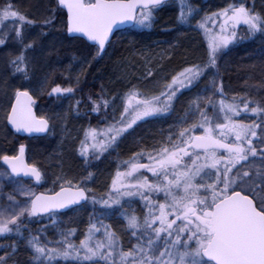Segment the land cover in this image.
Here are the masks:
<instances>
[{
    "label": "snow or ice",
    "instance_id": "1",
    "mask_svg": "<svg viewBox=\"0 0 264 264\" xmlns=\"http://www.w3.org/2000/svg\"><path fill=\"white\" fill-rule=\"evenodd\" d=\"M164 3L165 0H56L55 10L43 20L40 36L33 39L28 28L34 26L35 21L9 0L0 7V26L7 28L11 23L12 27L0 35V48L8 47L9 41L14 43V51L7 54L6 66L9 74L20 83L13 90L14 102L6 112L7 123L17 133H47L52 127L51 118L35 114L34 94L38 91L41 95L60 98L75 91L59 84L52 87L48 73L36 81L38 89L33 88L35 66L29 53L35 52L38 46L44 51L40 37H46L48 32L43 29L55 30V20L61 9L67 12V35L81 43L90 42L86 46L100 55L110 44L114 28L125 22L149 27L154 12ZM196 14L197 10L190 3L181 0V23L194 19ZM214 15H222L225 25H230L232 31L227 32L222 27L220 34L209 38L203 63L185 67L172 75L159 95L144 96L135 90V85L127 93L120 126L109 127L107 135L112 143L138 121L169 114L179 95L199 88L208 76L213 77L205 84L204 92H196L190 101L188 113L181 121L182 129L170 134L165 146L154 148V154L147 156L148 163L132 162L126 172H117L107 196L97 198L84 180L74 183L65 177L57 178L63 181L58 191L36 194L20 180L30 177L39 184L44 179L41 168L26 160V146L21 144L16 154L0 155V160L10 170L0 176L14 185L11 192L0 190V199L5 201L0 203V236L16 233L23 238L25 247L30 249L29 264L32 261L36 264H57L58 261L264 264V80L253 86V89H260L255 98L249 91L238 102L234 96L233 102L227 103L218 63L237 39L236 27L243 24L249 35L264 34V17L243 5ZM203 26L201 23L200 27ZM55 51L53 48L48 54ZM84 65L90 67L91 62L81 61L82 70L86 72ZM76 80L79 82V73ZM217 95L220 97L218 105L213 99ZM79 103L77 101V105ZM108 106V100L93 101L91 111L99 113L102 107ZM248 113L256 118L248 117ZM198 130H202L200 134H196ZM88 135L95 139L100 133L92 129ZM99 143L102 151L110 146L106 142ZM80 155L87 163L85 152L81 151ZM145 173H151L152 178ZM91 176L89 172L88 177ZM125 178H130L131 182L126 183ZM18 196L25 199L18 200ZM136 197L143 203L141 216L124 211L127 200ZM85 204H91L93 213L99 212L100 216L107 211H121L126 230L136 242L124 250L120 237L110 226L103 225L100 216L95 217L96 223L90 222L88 233L78 247L69 240L74 229L62 232L60 240L47 241L32 235L28 228L34 217L44 214L55 217L63 210ZM98 223L104 228L103 239L92 243L94 234L101 230ZM19 246V241L10 245L13 254ZM10 260L12 257L7 252L0 255V264H9ZM13 264L20 262L15 260Z\"/></svg>",
    "mask_w": 264,
    "mask_h": 264
},
{
    "label": "rangeland",
    "instance_id": "2",
    "mask_svg": "<svg viewBox=\"0 0 264 264\" xmlns=\"http://www.w3.org/2000/svg\"><path fill=\"white\" fill-rule=\"evenodd\" d=\"M259 2L260 0L252 1L247 7L245 1L243 0H184L185 4L190 3L191 6L197 10V14L195 15L194 19L189 18L186 19L183 23H181L179 19L181 0H174V2L164 5L154 12L153 23L149 27H141L139 25H134L131 28L130 32H126L122 35V38L127 40L139 34L145 35L150 32H154V28H157L158 31L156 34L154 33L151 35L153 36V38H158V36L160 38L162 37V35H166L167 33H169L168 31H172V34L174 33L176 36H180L181 33H184L189 36H192L195 41L198 42L197 46H195L197 50L199 48V51L197 53L198 55H196V57H193L192 59H185L183 57V59L180 60V62H178L176 66H174L172 64V58L170 54H158L156 52L155 44L159 43L157 41L153 42V47L143 50L142 53H136L133 56L131 63L122 64V66L121 64L118 65L120 69L117 73V79H115V82H112L111 86H109L108 89L104 90L103 92L97 89H95V91H90L87 87L83 89L82 86L85 82H80V80L79 82H77L76 78L72 77L71 74L65 76V79H63L65 80V83L62 82L60 86L64 88L72 87L75 89L74 93H65L60 98H57L55 95H41L38 91H36L37 93L34 94L36 101L34 108L38 111L40 116H46L51 118V132L47 136L45 144L50 142L52 148H55L57 151L59 150V153L61 152L63 147L67 149L69 153L72 152L73 154H71L73 156H78V159H81V162L78 164L77 167L79 168L80 172H78V170L76 172V168L73 169V171L67 173L63 169H61L60 165L55 166L52 159L49 158L41 162L39 165L44 174V179L41 183L33 184L32 182L20 179L21 183L25 186H30L31 190L35 193H50L53 189H59L60 184L63 183L62 180L58 181L57 178L65 177L67 179L72 180L74 183L84 180L86 182V186L92 190L91 194L95 195L97 198L101 196H107L108 191L111 187L112 180L116 178L117 172H126L130 167V163L132 162L148 163V154H154V148L165 146L168 136L170 134H176L182 129L183 125L181 124V121L186 117L188 113V105L190 101L194 98L196 92H204L205 84L210 83L213 77L211 75L208 76L207 80L201 82L199 88L193 91H185L183 94L179 95L180 100L179 98L176 100V102H178L179 100V105L175 106L176 102L174 103V108L176 109V112L179 117L177 118L176 122L167 125L164 131L163 138L161 139L158 145L154 144L152 146H146L144 149L138 150L133 155H122L123 161H121L119 164L109 165L110 168L107 171L108 173H105L103 175L102 181L96 179V175L94 173H92L91 177H88V173L83 172L82 168H84V166H90L93 170V166H98L99 162L104 159L107 155H109L110 153L117 154L120 148L118 143L122 141V138L127 134L131 133L133 129H135L139 125L140 122H143L144 124L147 122V120L151 119L149 118L147 120H144L145 122H138L136 125L133 126L132 129H129L128 132L118 137L115 143H112L108 140L107 134L109 131V127L111 126L115 128L120 126L119 121L121 119V112L123 111V101L127 98V93L132 88V86L135 85V90H138L144 96L152 97L159 95V93L163 90L164 85L170 81L172 75L178 73L185 67H189L193 64H201L206 60L207 44L209 38L212 35L220 34L222 27L226 28L227 32L232 31L230 25H225L224 17L222 15L217 16L214 14L222 13L225 9H235L243 5L250 11H254L255 14L264 17V9L262 8ZM14 4L19 7L22 11L27 12L30 16L33 15L32 17L34 18L41 17L42 15L41 13L31 15V12L25 9L21 5L19 0L15 1ZM64 22L65 20L61 19L58 22V25L55 26V30L61 27ZM201 23H203V27H200ZM11 27V23H8L7 28L0 26V35L6 33L8 30L11 29ZM28 31L30 32L31 38L33 39L39 37L41 33V30L36 28L35 25L29 27ZM235 31L237 33V39L229 45L228 49L225 50L226 54L223 55L222 58L218 61L220 66V77H222L225 91L224 99L227 103H232V98L234 96L237 98V102L239 101V98L241 96H244L243 94L236 95L235 91H233L232 88L227 86L224 82L225 80L223 79V75L221 74V72L222 70L227 68L228 55L232 50L242 48V46L244 45L264 46V34L257 32L254 35H249L247 31V26L243 24L238 25ZM227 32L225 34H227ZM59 39V36L52 32L46 36L45 40L40 37V40L44 45V51H41L38 46L35 52L29 53V55L33 57V63L35 66V77L33 79V84L38 85L36 83V74L41 73L42 70L47 69V60L52 55H49L48 52L55 47L54 44H56L57 48H59L60 50L62 49L64 41ZM14 48L15 45L12 41H9L8 47L0 48V62L3 61L4 63L2 72H5L4 75L6 76V88L4 91L5 96L3 104L0 103V141L6 140V142H9L11 144L14 141L15 137L6 128V112L9 110V104L14 98V87L20 83V80L9 74V69L6 66V58L8 53L14 51ZM86 51L88 52V50ZM86 51L85 53H87ZM89 57L83 58L82 60H85ZM92 57L93 56L90 57L91 61L95 62ZM60 62H63V60H60L59 63ZM74 64L78 63H71L70 66ZM72 70L73 68L71 67L69 69V73ZM148 73H152V75L148 76ZM56 77L57 76L52 77V79L54 80L53 82H55ZM63 77L64 74L60 78L62 79ZM56 84L57 83H55L54 85L51 84V86L54 87L56 86ZM258 94V92L254 93V98L258 96ZM208 95H211V93H208ZM90 97L91 100L89 99ZM102 99L108 100L109 106L106 109L102 107L99 113L91 111L92 102L95 101L99 103ZM213 99L214 102L218 105L220 97L217 95L213 97ZM77 101H80L79 105H77ZM208 111L211 115L212 109L210 107ZM243 115L244 114H242V116ZM163 116L165 117L166 114L160 116V119H163ZM247 116L251 117L252 119L256 118L252 117L251 113H248ZM196 119H198V117H196ZM91 120L96 125H91ZM92 129H95L97 130V132L100 133V135L97 136L95 139L88 135V133ZM200 131L202 130H198L196 134H200ZM99 142H106L110 144V146L107 148L106 151H102ZM32 146H34V144H32L31 142L26 145L25 158L29 163H32V161L33 163H36L37 160H35V158L31 157L30 155L29 148ZM17 150L18 146L15 145L9 151L5 150L1 148L0 143V155H13L16 154ZM81 151L85 152V155L88 158L87 163H85V158L80 155ZM141 154L143 155V158H141ZM97 155L99 156V158H96ZM118 155L120 156V153H118ZM6 171V167L1 164L0 160V174H3ZM145 175H147V173H145ZM147 176L150 179L152 178L151 174ZM54 181L56 183H54ZM125 181L126 183L131 182L130 178H125ZM13 187L14 185L8 183L6 180H3L2 176H0V190L7 193L11 192L13 190ZM17 199L23 201L25 198L23 196H18ZM4 202L5 201L3 199H0V203ZM99 207L100 206L98 205L97 208ZM142 209L143 203L139 200L138 197L128 199L127 202L124 204V211L128 212L129 214L141 216ZM96 216H100V213H93L92 205L85 204L84 206H82L81 210L73 212L70 215L58 218L54 217L53 220H46L45 218L41 219L39 227H45L48 231H51L49 236L44 233V238H50V241H55L59 239L60 233H67L70 229H72L69 223H73L78 227V225L84 221L85 225L82 226L83 230L86 228L83 231L84 233H80L81 235L77 236L74 232V234L69 236V240L78 247L80 241L84 239L85 235L88 233L90 222L96 223ZM101 218L104 220H108L109 223L110 220H112L113 222L109 224L104 222ZM100 219L102 220L103 225L110 226V230L115 231L117 233L118 237H120V245L124 250H127L131 246V244H134L136 242L135 238L130 237L126 230V225L123 221V213L121 211H107L103 216H100ZM97 227H100L101 230L100 232L94 234L93 240L91 241L92 243H95V241L97 240L103 239L104 228L99 223L97 224ZM1 238L2 236H0V239ZM85 263L88 264V262Z\"/></svg>",
    "mask_w": 264,
    "mask_h": 264
},
{
    "label": "trees",
    "instance_id": "3",
    "mask_svg": "<svg viewBox=\"0 0 264 264\" xmlns=\"http://www.w3.org/2000/svg\"><path fill=\"white\" fill-rule=\"evenodd\" d=\"M17 0H11L12 3H14ZM21 5L29 10L32 14L41 13V17L34 18L32 16H29L30 19L35 21V27L40 29L42 31L41 25L42 21L46 16L50 14L52 10H55L56 4L55 0H19ZM246 3V6L248 7L249 4L252 1L255 0H243ZM259 1V0H258ZM9 0H0V7L4 6L6 3H8ZM260 5L264 9V0H260ZM22 11V10H21ZM61 19H65L64 13L60 10L57 13V17L55 20V26L58 25V22ZM168 22V21H167ZM32 27V26H31ZM64 27L65 23L62 24L61 27L57 28L56 30H49L47 28H44L43 31L48 32V34L55 33L59 36V40H63V46L60 50L57 48V45H55L56 51L52 53V55L47 60V69L42 70L41 73H39V78L42 79L46 73L50 74V79L54 76H59L58 74H71L72 77L77 76L79 73V80L83 83V86H86L90 91H95V89L104 91L108 89L109 86H111L112 82H115L114 80L117 79V73L119 71L118 65L131 63L133 56L138 52H143V50L149 49L150 47H153V42H159L158 44H155L156 52L158 54H170L172 58V64L174 66L177 65L180 60L187 58H193L198 55V50L195 48L197 46V41L192 36H189L187 34H182L180 36H176L172 34V31H168L166 35H162V37L159 38H153L151 36L152 34H156L158 29L154 28V32H150L148 34L142 35H136L133 38L124 39L122 38V35L126 32H130V30H125L122 32H119L114 35L112 38L111 45L107 47L105 53L97 57V59H94L95 62L91 61V56H93L92 49L88 48L85 43H81L78 40H70L66 38L64 33ZM33 29V28H32ZM43 40L46 39V37H42ZM195 44V45H194ZM199 46V44H198ZM86 50H90L88 53ZM85 51L88 53H85ZM88 55V56H87ZM90 56V57H89ZM87 58L91 62V66L87 67V65H84V67L87 68V71L84 72L81 67V61H83V58ZM60 60H63V62H60ZM78 63L70 66L71 63ZM228 65L227 68L224 71V82L227 86L232 88L233 91H235L236 95H246L249 91H252L253 93H260L259 88L253 89L254 85H258L261 80H264V48H257L255 45L251 46H242V48L234 49L230 52L228 55ZM70 66V67H69ZM4 67L3 61L0 62V103L3 104L4 96H5V88H6V76L4 75L5 72H2V68ZM73 68V70L68 73L70 68ZM118 67V68H117ZM125 73V72H124ZM123 73V75H124ZM66 75V76H67ZM38 77V76H37ZM57 84H62V81L58 82ZM86 84V85H85ZM84 87V88H86ZM180 100V98H179ZM179 100L176 102L175 106L179 105ZM0 104V105H1ZM172 114L171 117H175V115L178 116L176 109L174 108L173 111L170 112ZM167 119L164 117L163 119L153 120V121H147L146 123L137 126L133 131L126 136L122 138V141H120L119 144V152L117 154L110 153L107 155L104 159H102L98 166H93V170L90 166L86 167L84 166L83 172L84 173H94L96 175V179L99 181H102L103 175L105 173H108L111 164H119L121 161H123L122 155L125 154H135L138 150L144 149L146 146H152L156 144L158 141H161L164 135L165 128L167 127ZM166 120V121H165ZM175 122V119H174ZM91 125H96L91 120ZM46 138H39L36 140H33L31 143L34 144V146L30 147V155L31 157L35 158L37 165L39 166L41 162L51 158L55 166L60 165L61 169H63L65 172L73 171V169H76L78 167V164L81 162V159H78V156H73L72 152L69 153V151L62 147L61 152L59 153V150L57 151L55 148H52V145L50 142L46 143ZM1 148L5 150H10L14 144L12 142H6L1 140ZM162 143V142H161ZM17 144H19L17 142ZM72 153V154H71ZM120 153V156L118 155ZM121 157V158H120ZM80 158V157H79ZM80 172L79 168L76 169V172ZM79 174V173H78ZM82 208V207H81ZM81 208L70 210L65 214L56 215L55 218L58 217H64L66 215H70L73 212H77L81 210ZM70 218V217H69ZM44 218H38L32 220L28 223V228L30 229V232L32 235H38L40 236L41 240H47L50 241V238H44L43 234L46 233L48 236L51 231H48L45 227H39L40 220ZM46 220L51 219L53 220L54 217H45ZM102 219V218H101ZM115 219V218H112ZM87 220V219H85ZM104 222L109 223L108 220L102 219ZM113 222L110 220V223ZM71 225L70 230H75V233L77 236H80L82 233H84L82 226L85 225L84 221L78 225V227L73 224L69 223ZM87 227V226H86ZM78 229V231H77ZM64 233V232H63ZM81 233V234H80ZM61 234V233H60ZM59 234V239H61V235ZM28 233H25V236H27ZM14 241H19L20 246L18 251L13 254L12 248L10 245L13 244ZM5 252L8 253L9 256L12 257V260L9 261V264H13V261L18 260L20 264H29L31 260L30 255V249L26 248L24 245L23 238L17 236L16 233L8 234L7 236L0 239V255H4ZM31 264H36V262L32 261ZM57 264H80V262H68L65 263L63 261H58ZM83 264H86L83 262Z\"/></svg>",
    "mask_w": 264,
    "mask_h": 264
},
{
    "label": "water",
    "instance_id": "4",
    "mask_svg": "<svg viewBox=\"0 0 264 264\" xmlns=\"http://www.w3.org/2000/svg\"><path fill=\"white\" fill-rule=\"evenodd\" d=\"M169 1H171V0H165V3H166V2H169ZM61 10L64 12L65 17H66V20H67V12H66V9H61ZM132 26H133L132 23H130V22H125V23L119 25V27L114 28L113 33H112V35L110 36V42H111L113 36H114L116 33L120 32V31H123V30H125V29H129V28H131ZM66 36H67L69 39H72L71 37H69V36L67 35V33H66ZM86 43L88 44V43H90V42H86ZM106 46H107V45H106ZM12 102H14V99H13ZM33 111H34V110H33ZM6 125H7V127H8L12 132H14L15 134H17V135H19V136H21V137H29V138L37 137V138H40V137H44V136L47 135V133H48V132H47V133H35V134H31V135H29V134H27V133H23V132L17 133V132L15 131V129L12 128V126L9 125V124L7 123V120H6ZM2 164L5 165L6 168L8 169L7 165L4 164L3 161H2ZM8 171H10V170L8 169ZM21 178L26 179V180H32L30 177H21ZM33 181H34V180H33ZM34 182H35V181H34ZM38 194H41V193H38ZM68 210H70V209L63 210V211H61V212H59V213L62 214V213L67 212ZM46 215H47V214H44L43 216H46ZM34 218H37V217H34Z\"/></svg>",
    "mask_w": 264,
    "mask_h": 264
},
{
    "label": "flooded vegetation",
    "instance_id": "5",
    "mask_svg": "<svg viewBox=\"0 0 264 264\" xmlns=\"http://www.w3.org/2000/svg\"><path fill=\"white\" fill-rule=\"evenodd\" d=\"M92 53H93V56H99V55H96V51H95V49H92ZM97 57L95 58V59H97ZM34 98H35V95H34ZM37 111V110H36ZM37 114L39 115V113H38V111H37ZM40 116V115H39ZM172 116V114H166V118H168L167 119V125L168 124H171V123H174V119H175V122H176V118H177V115H175V117L173 118V117H171ZM164 117V116H163ZM161 117L160 116H158V117H154V118H151V119H149V120H147V121H153V120H158V119H160ZM161 120V119H160ZM166 121V120H165ZM138 122H140V121H138ZM137 122V123H138ZM145 122V121H144ZM143 124V122H140L139 123V125L138 126H140V125H142ZM15 141V142H14ZM14 141H13V144L15 145V146H18V148H19V146L21 145V144H23V145H27L28 143H30V142H32L33 141V139H23V138H14ZM17 142H20V145L19 144H17ZM32 163H33V161H32ZM36 165H37V163H35ZM38 166V165H37ZM39 167V166H38ZM149 174H151V173H147V175H149Z\"/></svg>",
    "mask_w": 264,
    "mask_h": 264
},
{
    "label": "bare ground",
    "instance_id": "6",
    "mask_svg": "<svg viewBox=\"0 0 264 264\" xmlns=\"http://www.w3.org/2000/svg\"><path fill=\"white\" fill-rule=\"evenodd\" d=\"M244 46H246V45H244ZM243 46V47H244ZM256 47L257 48H261V49H263L264 48V46L263 45H256ZM69 71V70H68ZM224 71H225V69L224 70H222V72H221V74L222 75H224ZM69 73V72H68ZM59 76H57L56 78H55V82H53L54 80L51 78L50 79V83L52 84V85H54L55 83H58V82H60V81H62V82H64L65 83V80H63V79H65V76L67 75V74H64V77L61 79L60 77L61 76H63L62 74H58ZM36 76H38L37 77V81L38 80H41L40 78H39V73L38 74H36ZM224 77V76H223ZM67 80V79H66ZM84 87H86V86H82V88L84 89ZM33 88L34 89H38V85H36V84H33ZM37 93V92H36ZM35 93V94H36ZM179 116H177V118H178ZM177 118H176V120H177ZM160 143V141H158L156 144L158 145Z\"/></svg>",
    "mask_w": 264,
    "mask_h": 264
}]
</instances>
